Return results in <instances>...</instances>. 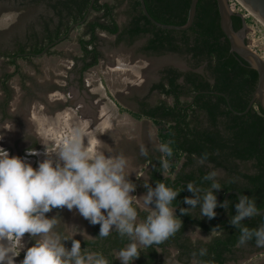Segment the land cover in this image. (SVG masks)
Returning <instances> with one entry per match:
<instances>
[{"label": "trees", "instance_id": "trees-1", "mask_svg": "<svg viewBox=\"0 0 264 264\" xmlns=\"http://www.w3.org/2000/svg\"><path fill=\"white\" fill-rule=\"evenodd\" d=\"M90 1L30 0L33 4H44L47 10L41 28L32 29L27 42L18 43L14 50L0 51V54L7 57L19 72L15 56L29 59L65 35L74 23L83 20ZM128 2V21L124 25L118 22L116 3L96 0L88 19L78 26L81 54L77 60L81 62V81L84 72L99 64L103 56L100 32L116 34L118 42L125 40L132 43L138 38L148 37L144 45L146 52L184 55L192 67L188 70L164 67L161 78L151 85L150 90H157L170 100L165 98L150 103L147 97L137 98L138 111L133 112L138 118L148 117L160 124V142L169 143L173 149L170 157L159 151L148 153L144 162L149 167L147 183L152 188L162 182L179 191L172 207L183 221V227L174 236L143 249L137 262L163 264L159 259V249L167 246H175L180 259L187 264L193 258L199 264H230L238 260L239 253H244L246 247L249 252L254 248L262 250L264 247H257L255 239L243 245L238 243L240 231L230 223L239 200L235 194L229 196L227 209L220 207L218 202L217 215L213 219L201 218L199 205L195 209H188L191 215L180 213L181 208H190L184 203V198L194 195L187 190L188 183L209 188L211 182L203 177L213 169L225 172L224 176L217 177L222 187L221 202L228 191L237 189L243 196L254 199L258 209L264 207V109L257 102L242 114L234 111H245L248 107L258 85L257 69L231 50L230 41L221 27L217 0H198L194 22L185 30L159 27L146 16L141 0ZM145 4L156 20L183 25L188 20L191 0H145ZM232 20L235 30L243 27L241 14L233 13ZM53 47L47 53H55ZM202 65L203 70L197 69ZM12 75L6 73L0 78L7 98L12 92L8 84ZM205 154L207 159L201 163ZM162 158L170 164L165 174L160 171ZM182 158L185 160L181 168L175 171ZM215 194L217 196V192ZM148 214V211H139L143 219ZM241 223L249 229H257L264 225V213ZM193 226L212 234V237L208 241H191L186 234ZM213 228L215 230L212 231ZM99 232L100 225H93V238L73 239L81 241L85 254H100L109 264H121L116 259L115 251L125 247L128 239H122L115 231L108 237H99ZM65 243L71 248V240ZM202 248L207 250L203 256L200 255Z\"/></svg>", "mask_w": 264, "mask_h": 264}, {"label": "rangeland", "instance_id": "rangeland-1", "mask_svg": "<svg viewBox=\"0 0 264 264\" xmlns=\"http://www.w3.org/2000/svg\"><path fill=\"white\" fill-rule=\"evenodd\" d=\"M103 1L116 3L118 22L121 25L127 23L128 0ZM45 14L48 13L44 4H33L30 0H0V51L14 50L18 43L27 42L29 32L41 28ZM79 34L76 29L68 39L56 44L53 47L55 53L19 58V72L0 54V78L6 73L13 74L8 81L12 91L10 98L0 83V148L8 151L10 156H20L38 167L49 158L45 155L47 148L49 152L54 151L71 135L74 127L83 126L91 140L87 144L85 137V145L93 153L100 152L113 158L123 154L127 158L125 171L128 179L136 184L132 206L138 213L140 210L149 212L153 209L144 205L142 198L148 191L144 184L149 180V167L144 162L145 156L140 155V146H145L148 153H157L154 145L161 143L158 136L161 125L148 117L138 118L133 112L138 111L137 98L147 97L152 103L166 98L157 90H150L151 84L160 79L162 68L175 66L185 70L191 63L186 56L177 53L146 52L144 45L148 37L132 43L118 42L116 34L100 32L103 56L99 64L84 72L81 81V62L77 60L81 54ZM243 38L264 58V26L252 13L246 20ZM150 132L154 133L152 137ZM184 160L177 163L175 171L181 168ZM213 171L218 172L217 177L225 174L222 169ZM150 207L154 208V205ZM47 216L61 218L54 229L56 232L82 239L94 237L93 225L76 210L53 209ZM143 220L139 215L138 221ZM186 236L199 242L208 241L212 234L193 226ZM32 240L36 241V238L25 234L20 249L26 248ZM65 246L69 248L66 243ZM249 251L246 247L244 253H239L238 260L230 264H264V248ZM118 252L115 251L116 257ZM159 259L163 264H187L180 259L175 246L159 249ZM14 261L21 262L18 256ZM189 263L199 264L195 258ZM131 264L139 263L134 260Z\"/></svg>", "mask_w": 264, "mask_h": 264}, {"label": "clouds", "instance_id": "clouds-1", "mask_svg": "<svg viewBox=\"0 0 264 264\" xmlns=\"http://www.w3.org/2000/svg\"><path fill=\"white\" fill-rule=\"evenodd\" d=\"M149 135L152 137L154 133ZM85 137L90 144L87 130L83 126L74 127L54 151L46 149L45 155L49 158L38 167L0 148V264H15L14 257L20 252L16 248L23 247L25 234L36 238V243L27 249L21 264H109L103 255L82 252L80 240L54 231L61 218L47 216L53 209L76 210L90 224L100 225L99 237H108L113 231L122 239L126 237L129 243L116 257L121 264H131L143 249L163 243L183 227V221L172 207L179 191L162 182L155 188L147 182L144 184L148 191L142 197L143 204L153 210L139 222L137 208L132 206L136 184L128 179L125 171L127 158L123 154L113 158L93 153L85 145ZM154 149L164 156L173 155L169 143L155 144ZM140 155H148L143 145ZM204 159L207 154L200 162ZM168 169V160L162 158L160 171L165 174ZM217 176V171H211L203 177L211 182L207 189L188 183L187 190L194 195L184 198L190 208H181V215H191L188 209L199 205L201 218H215L218 207L215 193L222 189ZM219 206L227 209L228 200ZM235 209L230 223L240 231L238 243L243 245L255 239L257 247H264V225L249 229L241 223L261 214L255 200L241 196ZM68 240L72 241L71 248L65 246ZM206 251L202 248L200 255Z\"/></svg>", "mask_w": 264, "mask_h": 264}, {"label": "water", "instance_id": "water-1", "mask_svg": "<svg viewBox=\"0 0 264 264\" xmlns=\"http://www.w3.org/2000/svg\"><path fill=\"white\" fill-rule=\"evenodd\" d=\"M96 0H91L90 4L88 6V10L83 18V20L74 23L68 30V32L63 35L62 37L58 38L54 42L50 43L43 51L40 53H37L36 55H42L47 52V50L58 44L59 42L67 39L68 36L71 35V33L78 28V26L83 23L85 20L88 19L90 13L93 10L94 3ZM261 18V20L264 22V0H244ZM218 2V7H219V12H220V22H221V27L228 37L231 48L232 50L237 53L239 56L247 60L252 67L257 69L258 74H259V80H258V85L255 89V92L253 94V97L246 108L245 111H237L234 110L236 113L242 114L244 112H247L255 103L259 102L262 108L264 109V58L258 54L256 51L251 49L249 45L246 43L245 39L243 38V30L246 27V22L244 21V25L242 29L240 30H235L233 26V20H232V11L229 6L228 0H217ZM141 4L143 7V10L146 14V16L157 26L166 28V29H174V30H185L188 29L189 27L192 26L195 15L197 12V4L198 0H191V5H190V10H189V15H188V20L185 24L183 25H177V24H168V23H163L158 20H156L148 11L145 0H141ZM192 183V182H190ZM196 185L195 183H192ZM197 186V185H196ZM217 200L220 203H222L225 200H228L229 196L231 194H235L238 199H240L241 192L237 189H233L228 191L225 196L224 200L221 202V191L217 190ZM260 213H264V207L259 209Z\"/></svg>", "mask_w": 264, "mask_h": 264}, {"label": "built area", "instance_id": "built-area-1", "mask_svg": "<svg viewBox=\"0 0 264 264\" xmlns=\"http://www.w3.org/2000/svg\"><path fill=\"white\" fill-rule=\"evenodd\" d=\"M232 13H239L244 18V21L249 18L251 13L247 10L239 0H228Z\"/></svg>", "mask_w": 264, "mask_h": 264}, {"label": "flooded vegetation", "instance_id": "flooded-vegetation-1", "mask_svg": "<svg viewBox=\"0 0 264 264\" xmlns=\"http://www.w3.org/2000/svg\"><path fill=\"white\" fill-rule=\"evenodd\" d=\"M242 29V28H241ZM231 50H232V48H231ZM233 51V50H232ZM22 54H24V53H22ZM19 57L20 56H15V58L17 59V63H18V59H19ZM203 66V65H202ZM167 67V66H166ZM175 67V66H174ZM190 68H192V67H189L188 69H190ZM199 68V67H198ZM197 68V69H198ZM163 69V68H162ZM188 69H185V70H188ZM182 70H184V69H182ZM160 78H161V71H160ZM159 80V79H158ZM157 80V81H158ZM142 98V97H141ZM140 98V99H141ZM147 100H148V98H147ZM149 101V100H148ZM150 103H152V102H150ZM139 105V104H138ZM59 233H61L62 235H65V233H63V232H61V231H59ZM4 243H5V245H7V241H4ZM34 244H35V240H32L31 241V243L30 244H28L27 245V247L26 248H24V249H19V248H16V251L17 252H19V255H18V259L20 258V260L22 261L23 259H24V257L22 256V254H24V253H26V251H27V249L28 248H30V247H32V246H34ZM15 264H17V263H15ZM19 264H21V262L19 263Z\"/></svg>", "mask_w": 264, "mask_h": 264}, {"label": "bare ground", "instance_id": "bare-ground-1", "mask_svg": "<svg viewBox=\"0 0 264 264\" xmlns=\"http://www.w3.org/2000/svg\"><path fill=\"white\" fill-rule=\"evenodd\" d=\"M244 5L254 16L255 18L264 26V22L261 20V18L258 16V14L244 1L240 0Z\"/></svg>", "mask_w": 264, "mask_h": 264}, {"label": "crops", "instance_id": "crops-1", "mask_svg": "<svg viewBox=\"0 0 264 264\" xmlns=\"http://www.w3.org/2000/svg\"><path fill=\"white\" fill-rule=\"evenodd\" d=\"M153 83H154V82H153ZM153 83H152V84H153ZM152 84H151V85H152ZM167 247H169V246H167ZM167 247H166V248H167Z\"/></svg>", "mask_w": 264, "mask_h": 264}]
</instances>
